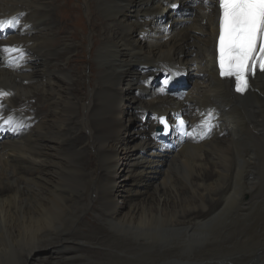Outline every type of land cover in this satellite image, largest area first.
Here are the masks:
<instances>
[{"label": "bare ground", "instance_id": "bare-ground-1", "mask_svg": "<svg viewBox=\"0 0 264 264\" xmlns=\"http://www.w3.org/2000/svg\"><path fill=\"white\" fill-rule=\"evenodd\" d=\"M75 1L0 0L17 20L0 31V264H264V73L244 94L220 78L219 0ZM176 114L194 137L155 131Z\"/></svg>", "mask_w": 264, "mask_h": 264}, {"label": "snow or ice", "instance_id": "snow-or-ice-1", "mask_svg": "<svg viewBox=\"0 0 264 264\" xmlns=\"http://www.w3.org/2000/svg\"><path fill=\"white\" fill-rule=\"evenodd\" d=\"M16 23V18L2 20L0 31ZM215 52L219 76L234 79L235 91L244 93L250 86V78L255 77L257 71L264 73V0H219V35ZM159 123L164 134H168L170 127H175L180 135L194 137L193 132L186 131L184 119L177 118L176 125L170 126L161 117ZM4 125L13 126V119L5 120Z\"/></svg>", "mask_w": 264, "mask_h": 264}, {"label": "rangeland", "instance_id": "rangeland-1", "mask_svg": "<svg viewBox=\"0 0 264 264\" xmlns=\"http://www.w3.org/2000/svg\"><path fill=\"white\" fill-rule=\"evenodd\" d=\"M189 2H193V1H195L196 2V0H188ZM71 4L72 5H76V4H78L75 0H71ZM86 7H82V10H81V15L83 16V17H85L86 16ZM189 9V8H188ZM187 9V10H188ZM168 12L166 11L164 14H167ZM193 13H195V10H191V14L193 15ZM191 15V16H192ZM85 19V18H84ZM85 21H86V19H85ZM86 23H87V21H86ZM13 33H14V31H12ZM12 33V34H13ZM16 33V32H15ZM11 35V34H10ZM87 50H88V47H87ZM73 59L75 60H77L76 62H72V65L73 66H77V67H80V66H84V65H86V63L87 62H89V63H92V61H90V57H89V55H88V52L86 53V57H85V60L84 61H79L78 62V57H77V55L75 56V57H73ZM2 64L4 65V62L2 61ZM5 66V65H4ZM1 66H0V70H1ZM171 69H173L174 70V68H172V67H170ZM176 70H178L177 68H175ZM179 71V70H178ZM92 73V72H91ZM182 73V72H181ZM183 74V76H184V78H185V80H186V83H187V85L188 84H190L191 82H193L194 80H195V78H196V74H194L193 73V71H185L184 73H182ZM184 78H182L181 79V82L183 81V79ZM164 79H168L167 77H165ZM165 82H167L166 80H165ZM180 84V82L179 83H173L170 87H169V89H176L177 88V86ZM126 85V82H122L120 85H119V87H118V90L121 92V93H126V94H128L129 96H134L133 95V91H135V90H130V88H129V86H125ZM83 87V86H82ZM84 87H86V89H88L89 90V83H85L84 84ZM123 87V88H122ZM127 87V88H126ZM129 88V89H128ZM187 88V87H186ZM125 91V92H124ZM127 106H128V104L127 103H125V102H121V104H120V108L118 109V110H120L121 108H122V110H123V112H124V118L127 120V118L128 119H130L131 120V122H126V125H127V127L125 126V129L122 131V134H121V137L127 142L130 138H132L133 136H135L134 135V133L137 131V126H138V121H137V119L135 118V116H134V114H133V108H131L132 106H128V108H127ZM127 113V114H126ZM133 119V120H132ZM123 121H124V119H123ZM135 121V122H134ZM125 122V121H124ZM135 126V127H134ZM132 131V132H131ZM129 132V133H128ZM134 132V133H133ZM21 133V132H20ZM20 133H16V134H14V135H9V136H6V137H3V139L4 138H9V140H14L13 138H15V137H19L20 136ZM26 133H27V130H25V135H26ZM87 136H88V134H87ZM2 139V140H3ZM1 140V141H2ZM129 143V146H132V145H134V144H136V143H138V139H135V140H132V141H129L128 142ZM118 147H121V146H119L118 145ZM126 148V147H125ZM121 149V148H120ZM127 149V148H126ZM136 153L137 154H139L140 153V151L138 150V151H136ZM146 155V152H145V154H144V156ZM121 156H123L122 154H121ZM166 161H165V164L163 165V166H161V165H153V167L152 168H159V171H160V173H158L157 175H155L154 177H153V179H152V187H155V186H160L161 185V182L164 180V178H165V176L167 175V173H170V172H174L175 171V169H176V167H175V165H172V162L170 161L171 159H170V157H167L166 159H165ZM126 160H124V161H121V163H124V164H126ZM158 166V167H157ZM121 179V177L120 176H118L117 178H116V181H118V180H120ZM150 186V187H151ZM151 187V188H152ZM130 189L132 190V191H135V190H137V191H139V189L138 188H136L135 186H132V187H130ZM151 191V190H150ZM144 196V194H142V195H140V196H138L137 198H139V197H143ZM117 206L118 207H122L123 206V201L122 200H120V198H117ZM88 220H89V218H87ZM85 255V254H84ZM38 257L39 258H42V259H38V260H34V259H32V261H31V264H42L41 262H43V263H45L46 261H44L45 260V258L44 257H46V254H44V253H40L39 255H38ZM43 260V261H42ZM41 261V262H40Z\"/></svg>", "mask_w": 264, "mask_h": 264}]
</instances>
